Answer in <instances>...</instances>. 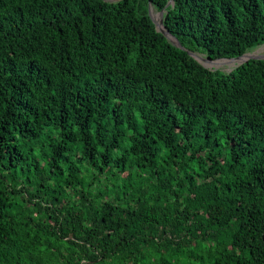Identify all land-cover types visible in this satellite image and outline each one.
Segmentation results:
<instances>
[{
    "label": "trees",
    "instance_id": "16d2710c",
    "mask_svg": "<svg viewBox=\"0 0 264 264\" xmlns=\"http://www.w3.org/2000/svg\"><path fill=\"white\" fill-rule=\"evenodd\" d=\"M169 2L0 0V264H264V0Z\"/></svg>",
    "mask_w": 264,
    "mask_h": 264
},
{
    "label": "water",
    "instance_id": "95a60500",
    "mask_svg": "<svg viewBox=\"0 0 264 264\" xmlns=\"http://www.w3.org/2000/svg\"><path fill=\"white\" fill-rule=\"evenodd\" d=\"M169 4H173V0H170ZM168 4V5H169ZM153 6H152V3H151V0H149V15L152 19V21L154 22V24L156 25V28L158 30V32L162 33L165 37H167V39L175 46L185 50V48L181 45V43L179 42V40L174 36L172 35L167 29L166 27L164 26V11H160L159 14H160V21L157 22L156 19L154 18L153 16ZM189 55L191 57H193L195 60H197L199 63H201L200 59H204V58H200L198 57V54H196V52H192V51H188ZM248 55H251L250 53H246L244 54L243 56L241 57H237V58H231V59H218V60H210L208 57L207 61H210V62H216V61H221V60H227V61H234V60H241L243 59L244 57L248 56ZM251 59H255V60H264V56H253L251 55L250 57H248V59H245L244 61L238 63V65H236L235 68H237L238 66L244 64V63H247L249 60ZM203 65V63H201ZM204 67L207 68L206 65H203ZM212 70H217V69H212Z\"/></svg>",
    "mask_w": 264,
    "mask_h": 264
},
{
    "label": "rangeland",
    "instance_id": "374dc122",
    "mask_svg": "<svg viewBox=\"0 0 264 264\" xmlns=\"http://www.w3.org/2000/svg\"><path fill=\"white\" fill-rule=\"evenodd\" d=\"M153 16L157 22L160 21L159 11H157L154 8H153ZM196 54H198V57L204 58V59H200V61H201V63H203V65H206L208 69H217V70H221L223 72H230L236 67V65H238V63L244 61L246 58L250 57L251 55H253V56H264V44L257 47L253 51H251L250 52L251 55L244 57L241 61H237V62L233 63L232 66L225 64V63L221 64L220 66H217L216 64L211 63L210 61H207L208 58L206 55H203L200 53H196ZM221 61H224V60H221Z\"/></svg>",
    "mask_w": 264,
    "mask_h": 264
},
{
    "label": "bare ground",
    "instance_id": "6f19581e",
    "mask_svg": "<svg viewBox=\"0 0 264 264\" xmlns=\"http://www.w3.org/2000/svg\"><path fill=\"white\" fill-rule=\"evenodd\" d=\"M246 59H248V58H246ZM241 60H242V59H241ZM241 60H234V61H229V62L216 61V62H211V63H214V64H216L217 66H220V65L223 64V63L232 66L233 63H235V62H237V61H241ZM225 71H226V70H225Z\"/></svg>",
    "mask_w": 264,
    "mask_h": 264
}]
</instances>
